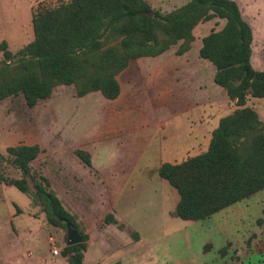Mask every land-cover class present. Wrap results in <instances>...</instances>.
<instances>
[{
    "label": "trees",
    "instance_id": "obj_1",
    "mask_svg": "<svg viewBox=\"0 0 264 264\" xmlns=\"http://www.w3.org/2000/svg\"><path fill=\"white\" fill-rule=\"evenodd\" d=\"M212 19L225 25L203 38L199 55L214 65L216 84L237 108L221 119L206 152L158 169L179 193L175 216L205 221L264 192V122L249 105L264 99V71L252 65L253 28L237 1L190 0L166 14L153 10L146 0L39 2L32 8L34 39L17 52L6 41L0 43V105L22 97L28 108H35L59 86H74L80 98L101 93L115 100L121 94L119 75L134 61L158 57L174 47L176 55H184L192 48L196 27ZM6 153L0 152V184L31 195L49 228L67 232L69 223L80 231L50 180L33 167L40 147L20 144ZM76 155L92 168L90 153L78 150ZM7 166L18 170L20 178L6 176ZM81 233L80 244L63 250L69 264H85L89 237Z\"/></svg>",
    "mask_w": 264,
    "mask_h": 264
},
{
    "label": "rangeland",
    "instance_id": "obj_2",
    "mask_svg": "<svg viewBox=\"0 0 264 264\" xmlns=\"http://www.w3.org/2000/svg\"><path fill=\"white\" fill-rule=\"evenodd\" d=\"M42 1L50 0H0V43L6 41L13 52L29 44L34 39L32 8ZM146 1L153 10L166 14L190 0ZM235 1L253 28L254 65L257 69L261 68L264 0ZM224 23L219 19L200 23L194 31L197 39L191 53H195L203 37L213 30H220ZM177 48H172L157 60L140 59L133 62L119 77L122 92L117 100H107L101 93L80 98L74 86H59L50 99L35 108H28L22 97L3 101L0 105V139H10L8 144L12 145H38L41 153L33 167L50 180L52 189L65 207L70 208V192L74 189L81 197L79 205L83 207L85 197L90 207L96 187L93 184L98 185L100 179L97 171L130 167L154 169L158 155L154 148H150L149 139H185L186 118L168 123L162 110L165 91L163 63L175 64L172 71L177 69V74L182 72V66L178 64L184 61L185 55L177 56ZM2 59L0 53V66ZM151 61L157 62L160 72L154 78L149 72ZM256 106L260 112L264 111V100H258ZM78 150L91 154L92 171L78 158ZM2 153L7 154L6 150ZM5 171L9 178L21 176L18 170L10 166ZM33 203L31 195L1 183L0 223L5 220L8 211H14L17 206L26 215L34 212L33 207L38 209V206ZM98 206L103 209V206ZM215 219L229 240H247L250 232L259 233L264 226V192L220 212ZM16 240L14 238L13 242ZM19 244L22 246L20 254L14 256L10 264H25L27 261L41 264L38 257L42 248L32 243L23 246V240ZM236 244L241 246L239 242ZM1 251L2 255L6 254L4 247H1ZM30 252L33 253L31 257ZM245 264H264V252H254Z\"/></svg>",
    "mask_w": 264,
    "mask_h": 264
},
{
    "label": "crops",
    "instance_id": "obj_3",
    "mask_svg": "<svg viewBox=\"0 0 264 264\" xmlns=\"http://www.w3.org/2000/svg\"><path fill=\"white\" fill-rule=\"evenodd\" d=\"M203 38L193 54L195 36L191 50L178 64L182 66L180 74H177V69L172 71L175 64L169 62L162 66L165 71L164 118L168 123L186 118L185 139H149L150 148H154L158 155L154 169L130 167L97 171L100 179L98 185L93 184L96 187L90 207L85 197L83 207L79 205L81 200L76 189L70 192L71 204L67 210L76 218L80 227L78 231L89 237L85 264H234L236 257L238 263L245 264L254 252H264V226L254 239L250 232L247 240L235 241L228 239L215 216L205 221H185L175 216L180 202L179 193L158 175V169L164 163L179 164L206 152L221 119L233 114L237 108L236 102L231 101L227 92L216 84L214 65L200 58ZM162 55L141 59L157 60ZM261 55V68H255L254 50L251 62L256 70L264 71V49ZM150 64L149 72L154 78L160 72L156 61ZM257 101L249 105L255 107L264 122V111L260 112ZM0 141L1 153L10 146H16L8 144L10 139ZM93 168L92 160V168L89 169L92 171ZM15 208L8 211L0 223V263H13L12 258L20 254L22 246L19 242L23 240V246L32 243L43 249L38 257L41 264H69L63 255L68 246L65 241L67 232L64 234L62 229L49 228L40 207H33L35 211L27 215L19 206ZM50 237L56 239L55 246L60 251L58 256L52 253ZM14 238L16 242H13ZM229 244L231 246L223 255L221 251ZM206 246L210 248L205 249ZM1 247L6 249L5 255H2ZM25 264L36 262L27 261Z\"/></svg>",
    "mask_w": 264,
    "mask_h": 264
},
{
    "label": "water",
    "instance_id": "obj_4",
    "mask_svg": "<svg viewBox=\"0 0 264 264\" xmlns=\"http://www.w3.org/2000/svg\"><path fill=\"white\" fill-rule=\"evenodd\" d=\"M151 17L154 16V12L150 14ZM67 227V233H66V238L65 241L68 246H73L80 244L83 241L82 234L71 224H66Z\"/></svg>",
    "mask_w": 264,
    "mask_h": 264
},
{
    "label": "built area",
    "instance_id": "obj_5",
    "mask_svg": "<svg viewBox=\"0 0 264 264\" xmlns=\"http://www.w3.org/2000/svg\"><path fill=\"white\" fill-rule=\"evenodd\" d=\"M49 241H50V243H51V245H52V253H53V255L58 256V255L60 254V251H59V249L55 246V241H56V239H55L54 237H50V238H49ZM30 255H31V254H30Z\"/></svg>",
    "mask_w": 264,
    "mask_h": 264
}]
</instances>
